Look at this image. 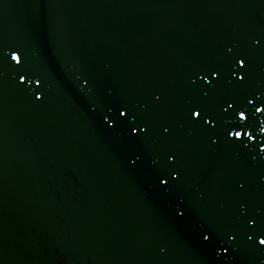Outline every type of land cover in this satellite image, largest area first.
I'll list each match as a JSON object with an SVG mask.
<instances>
[{"label": "water", "instance_id": "obj_1", "mask_svg": "<svg viewBox=\"0 0 264 264\" xmlns=\"http://www.w3.org/2000/svg\"><path fill=\"white\" fill-rule=\"evenodd\" d=\"M257 109L264 0H0V264H264Z\"/></svg>", "mask_w": 264, "mask_h": 264}, {"label": "snow or ice", "instance_id": "obj_2", "mask_svg": "<svg viewBox=\"0 0 264 264\" xmlns=\"http://www.w3.org/2000/svg\"><path fill=\"white\" fill-rule=\"evenodd\" d=\"M11 58H12V60L16 61L17 64H22L21 57H20L19 55H17V54H13ZM238 64H239V67L243 68V67L245 66V61H244V59H239V60H238ZM27 74H28V73L25 71V75H27ZM216 74L219 75V70L216 71ZM24 78H25L24 76H21V82H23ZM240 79L243 80L244 77L241 76ZM37 83H40V81H39L38 79H37ZM208 83L211 84L212 81L209 80ZM205 95H207V93H205ZM202 111H203V109H201V110H193L192 115L195 116V117H201V112H202ZM257 111H264V109H257ZM121 115H122V116H126L127 113H126V112H121ZM239 118H240L241 120H245V119H247V118L245 117V115H244L243 112H240V113H239ZM205 123H211V119H205ZM132 130H133V132L136 131L135 128H133ZM145 130H147V129H145ZM230 135L239 138V137H241L242 133H241V132H231ZM176 178L178 179L179 176H177ZM163 183H164V184H167V181L165 180V181H163ZM259 243L262 244V245H264V238H261V239L259 240Z\"/></svg>", "mask_w": 264, "mask_h": 264}]
</instances>
